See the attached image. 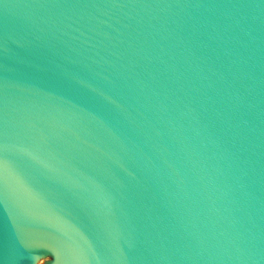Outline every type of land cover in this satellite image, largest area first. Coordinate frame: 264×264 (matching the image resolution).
<instances>
[{"label":"water","instance_id":"water-1","mask_svg":"<svg viewBox=\"0 0 264 264\" xmlns=\"http://www.w3.org/2000/svg\"><path fill=\"white\" fill-rule=\"evenodd\" d=\"M0 264H264V0H0Z\"/></svg>","mask_w":264,"mask_h":264}]
</instances>
